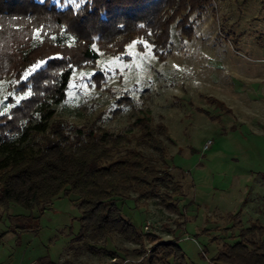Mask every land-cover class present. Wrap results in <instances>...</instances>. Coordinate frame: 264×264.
Wrapping results in <instances>:
<instances>
[{"label": "rangeland", "instance_id": "1", "mask_svg": "<svg viewBox=\"0 0 264 264\" xmlns=\"http://www.w3.org/2000/svg\"><path fill=\"white\" fill-rule=\"evenodd\" d=\"M38 1L76 13L87 0ZM17 22L9 28L26 30L20 38L40 41L50 35L35 22ZM154 41L151 34L127 45L122 38L110 44L94 41L97 60L82 57L81 42L66 43L62 55H47L52 60L43 70V87H55L60 71L71 70L55 119L71 129L103 127L126 134L132 144L124 149L137 148L135 121L142 114L148 113L154 126H167L166 168L183 187L180 214L158 200L127 201L123 213L157 240L177 241L184 264H219L217 253L240 240V227H264V0H210L201 11L174 16L167 45L155 47ZM43 45L45 50L50 46ZM31 78L0 75V117L33 92ZM209 140L213 145L204 151ZM75 198L60 195L44 211L16 204L6 209L0 264H124L126 259L152 264L150 238L142 246L120 238L101 243L98 247L117 253L116 263L86 250L76 239L81 212ZM16 215L39 218L38 230L14 233L12 225L27 223Z\"/></svg>", "mask_w": 264, "mask_h": 264}, {"label": "trees", "instance_id": "2", "mask_svg": "<svg viewBox=\"0 0 264 264\" xmlns=\"http://www.w3.org/2000/svg\"><path fill=\"white\" fill-rule=\"evenodd\" d=\"M209 2L87 0L75 13L71 9L57 10L54 5L38 0H0V75L13 74L22 80L25 75H32L33 85L28 97L8 115L0 117V223L4 211L13 204L28 211L36 208L44 211L60 195L75 196L81 212L76 239L86 250L114 259L118 258L116 252L98 246L114 238L142 246L150 238L155 243L152 264L170 259L184 264V253L177 241L161 242L155 235L144 233L122 209V204L130 200L136 204L158 200L166 210L180 214L178 198L184 196L183 187L176 185L170 169L166 168L167 126H154L151 116L142 114L135 121L140 128L137 148L127 149L124 148L132 140L126 134H113L103 127L86 131L71 129L64 121L55 119V106L66 100L72 72L62 69L55 78L56 86L46 88L43 82L47 73L43 70L51 64L52 59L47 55H62L60 49L69 42L85 45L82 57L88 60L99 58L91 47L94 41L110 44L122 38L127 45L151 34L155 47L167 45L174 16L186 12L187 17L201 11ZM18 19L31 25L35 22L49 30L50 35L42 41L20 38L19 34L26 30L9 28L21 24ZM44 42L50 45L47 50L43 48ZM13 59L16 66L12 65ZM140 147L154 152L156 157L147 155ZM12 217L27 221L12 225L14 233L38 230L39 218ZM3 235L0 232V237ZM214 261L264 264V227L258 223L240 227V240L224 244Z\"/></svg>", "mask_w": 264, "mask_h": 264}, {"label": "built area", "instance_id": "3", "mask_svg": "<svg viewBox=\"0 0 264 264\" xmlns=\"http://www.w3.org/2000/svg\"><path fill=\"white\" fill-rule=\"evenodd\" d=\"M212 145H213V141L212 140L207 141L206 144H205V146H204V151L210 150L211 147H212ZM148 230H149V226H146L145 227V231H148ZM112 262L113 263H116L117 262V258L112 259ZM128 262L129 261L126 260L124 264H127ZM34 264H39V263H34Z\"/></svg>", "mask_w": 264, "mask_h": 264}, {"label": "snow or ice", "instance_id": "4", "mask_svg": "<svg viewBox=\"0 0 264 264\" xmlns=\"http://www.w3.org/2000/svg\"><path fill=\"white\" fill-rule=\"evenodd\" d=\"M38 67V66H37Z\"/></svg>", "mask_w": 264, "mask_h": 264}]
</instances>
